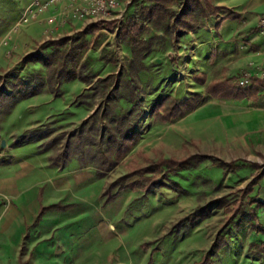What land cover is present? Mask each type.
<instances>
[{
	"label": "rangeland",
	"instance_id": "rangeland-1",
	"mask_svg": "<svg viewBox=\"0 0 264 264\" xmlns=\"http://www.w3.org/2000/svg\"><path fill=\"white\" fill-rule=\"evenodd\" d=\"M132 1L127 5L124 0L110 21L69 22L39 42L52 29L46 23L51 10L13 33L34 0H0V92L4 95L0 96V166L14 164L25 169L23 164L30 163L45 181L68 185L63 190L65 199L82 202L78 211L83 214L77 219L81 223L83 218L84 242L100 237L85 248L84 260L78 264H197L214 251L221 236L227 245L215 250L210 264H264V256L249 252L251 244L264 242V209H258L256 215L253 210L264 203V177L249 197L241 194L264 169L263 112L255 111L254 105L203 103L171 124H155L150 116L158 100L167 95L201 100L207 99L206 86L215 80L236 78L234 84L239 86L246 79L250 83L264 79L263 67L253 73L245 68L236 70L241 64L264 65V55L251 58L252 48L248 47L250 40L264 38L254 16L263 8L245 13L243 9L251 0H222L236 17L227 18L232 13L218 7L206 19H195L197 26L203 24L208 29L200 27L191 35L193 30L183 34L172 30L186 0ZM150 9L155 11L151 19ZM135 23L144 27L141 50L151 53L143 68L133 63L131 38L123 35ZM62 39L70 42L49 48L52 41ZM62 51L80 55L73 80L50 82L48 68L25 61L38 52L44 56L55 53L59 63ZM72 67L69 64L68 68ZM86 77L91 78L90 83L80 79ZM21 80L29 90L40 89L41 93L16 100L14 88ZM115 105L119 111L134 109L130 124L140 138L128 158L102 179L92 166L81 169L76 156L66 166L51 165L50 158L62 153L72 133L95 114L93 122L99 125L103 114L112 112ZM20 140L32 142L18 145ZM191 156L206 157L207 161L174 177L184 193L127 191L102 208L106 185L129 173L131 166H148L145 157L156 162ZM235 161L241 168L234 173L225 174L217 167ZM47 169L51 174H44ZM54 192H50L53 198ZM3 199L4 205L15 206L11 197ZM235 204L241 205L242 212L230 223L234 216L226 209ZM205 207L209 215L194 222L196 212ZM43 237L38 235L39 242Z\"/></svg>",
	"mask_w": 264,
	"mask_h": 264
},
{
	"label": "trees",
	"instance_id": "trees-1",
	"mask_svg": "<svg viewBox=\"0 0 264 264\" xmlns=\"http://www.w3.org/2000/svg\"><path fill=\"white\" fill-rule=\"evenodd\" d=\"M218 6L215 5V0H186L183 8L176 14L174 24L172 26L173 32L176 34L188 33L194 30L197 26L195 19L211 16L214 14ZM149 19L155 16V11L150 9L148 12ZM229 17L235 18V14H229ZM194 20V21H193ZM144 27L142 24H133L128 31H125L124 39L131 38V53L133 56V63L137 62L144 67L145 60L151 54L149 50H141V45L144 43L140 36L142 35ZM70 39H62L52 41L49 48L62 47L67 45ZM143 46V45H142ZM84 49V48H83ZM60 62L57 63L55 53L49 56L41 55L40 53H31L25 59L29 63L42 64L49 69V80L55 82L58 80H73L75 79L74 67L80 63V55L69 56L67 52H59ZM69 64L72 68L69 69ZM82 67V66H81ZM142 70V69H141ZM85 83H90L91 78H80ZM236 78H227L225 80H215L206 86L207 99L192 98L187 100H179L171 95L162 97L155 104L150 116L155 124H171L180 120L186 113L193 112L199 105H202L210 98L219 100H251L256 102L260 93L264 89V79L255 78L247 89H240L235 85ZM105 82V80H103ZM200 84L204 85L205 80L200 79ZM26 83L21 80L15 86L16 100L28 99L41 93L40 89H28ZM13 93L11 92L10 95ZM3 95L0 92V96ZM4 96V95H3ZM14 97V98H15ZM97 114L94 115V117ZM134 115V109L129 112L118 110V105H115L112 112L103 114L100 121L93 122L96 117L85 122L77 132L72 133L64 150L57 157H51L50 163L53 167H59L63 163L66 166L71 161L73 156L78 157L81 169L92 166L96 169V175L102 179L106 173L113 171L119 164L130 156L133 148L139 141V133L136 128L130 124V119ZM107 119V122L105 120ZM97 121V120H96ZM105 122V123H102ZM32 141L20 140L18 145L27 144ZM145 159L149 162L148 166H131V170L126 175L106 185L101 195L102 208L116 202L120 195L127 191L139 192L149 191L151 189L170 190L172 192L184 193L181 186L174 180L178 174L185 170L196 168L207 161L206 157L191 156L185 159H160L156 162L149 161L148 157ZM239 161L232 163H219L217 167L224 170L225 174H230L238 171L241 166ZM255 169H259L258 164H253ZM264 177V169L257 177L249 183L248 187L241 191L243 198H247L254 191V186L258 181ZM137 178L135 181L128 183L131 179ZM38 199L40 202V210L34 220V225H37L42 217L48 212H65L75 206L56 204L52 206H43V189L39 190ZM263 208L264 203H259L253 209L254 214L257 210ZM233 213L229 222L234 221L235 218L242 212V207L239 204L229 205L226 209ZM209 215V208L205 207L196 212L194 222L204 220ZM193 222V224H195ZM229 223V224H230ZM28 238V237H26ZM227 245L225 237L221 236L218 242L215 243L214 251H211L208 256L203 258L197 264H210V256L215 255V250ZM249 252L264 256V242L261 244H251Z\"/></svg>",
	"mask_w": 264,
	"mask_h": 264
},
{
	"label": "crops",
	"instance_id": "crops-1",
	"mask_svg": "<svg viewBox=\"0 0 264 264\" xmlns=\"http://www.w3.org/2000/svg\"><path fill=\"white\" fill-rule=\"evenodd\" d=\"M215 5L221 9L229 10V13H235L232 8L226 5L225 1L215 0ZM260 8H263L261 13H253V10H258ZM243 11L245 13L254 14L258 23L259 18L264 12V0H251L249 4L244 7ZM51 12L52 14L56 13V11L53 10H51ZM212 18H214V16H212L211 19ZM222 18H224V16ZM208 24L209 23H207V26ZM67 25H69V23L66 25L60 23L49 25L52 29L47 30L44 37L39 42L44 41V38L46 36L48 37L49 32L64 29ZM200 27L208 29L206 25L199 24L190 34L195 35L194 32ZM193 41L197 43V40ZM236 41L239 43V40ZM250 41L251 45L248 47L252 48V54L249 55V57L254 58L263 56L264 38L261 41H259L258 38ZM194 42L192 45L196 46ZM254 42L257 44H254ZM195 53L191 58L196 55ZM262 67L264 68L263 64L259 66L251 65L248 67L241 64L236 70L238 71L239 69L245 68L253 73L256 69ZM243 102L246 103L237 102V100L216 101L210 98L203 105H254L255 111L259 110L263 112L261 114H264L263 92L260 93L256 102L251 100H244ZM261 142L264 143V134L262 135ZM28 164L30 163L23 164L25 167L27 166V169H23L19 165L14 164L0 166V264H78L80 261L84 260L86 253L85 248L100 236L90 237L87 243H85L83 218L81 223L80 220L77 219L78 214H83L82 211H78L79 204L82 202L77 199H65L63 190L68 185L62 182L54 183L48 180L45 181L42 179L41 175H37L39 171L36 167ZM51 171V169H47L44 174H51ZM76 184L77 183L73 184L74 188H77L78 184ZM40 189H43V206L48 207L56 204H64L73 205L75 207L65 212H48L37 225H34V220L41 207L38 199ZM51 191L56 192L54 198L51 197ZM3 197H11L15 206L8 207L4 205L5 201ZM66 200L68 203H64ZM49 231H51L50 234L48 233ZM39 234L44 236L41 242L38 240Z\"/></svg>",
	"mask_w": 264,
	"mask_h": 264
},
{
	"label": "built area",
	"instance_id": "built-area-1",
	"mask_svg": "<svg viewBox=\"0 0 264 264\" xmlns=\"http://www.w3.org/2000/svg\"><path fill=\"white\" fill-rule=\"evenodd\" d=\"M124 0H34L23 13L16 24L13 33H18L21 27L37 21L42 14L50 10L56 11L46 20L48 25L57 23L66 25L69 22L102 23L110 21L116 12L120 11ZM127 0V5L132 4ZM259 31L264 34V14L259 18ZM250 80L241 81L240 89H247Z\"/></svg>",
	"mask_w": 264,
	"mask_h": 264
}]
</instances>
